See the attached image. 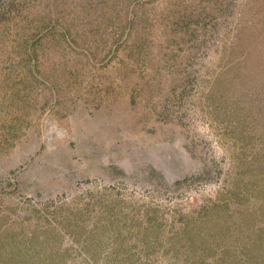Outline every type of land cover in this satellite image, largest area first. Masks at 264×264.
I'll return each instance as SVG.
<instances>
[{
    "label": "rangeland",
    "instance_id": "1",
    "mask_svg": "<svg viewBox=\"0 0 264 264\" xmlns=\"http://www.w3.org/2000/svg\"><path fill=\"white\" fill-rule=\"evenodd\" d=\"M257 246L264 0H0V264Z\"/></svg>",
    "mask_w": 264,
    "mask_h": 264
},
{
    "label": "trees",
    "instance_id": "2",
    "mask_svg": "<svg viewBox=\"0 0 264 264\" xmlns=\"http://www.w3.org/2000/svg\"><path fill=\"white\" fill-rule=\"evenodd\" d=\"M127 14H128V11H127ZM45 18H42L41 19V22L44 20ZM51 24H49V26H50ZM63 28H65V29H60V31H59V36H60V38H59V43L61 44L66 38H67V36H68V30H67V28H66V26H64ZM57 39H58V37H57ZM257 237H260V236H257ZM258 247V250H257V252H251L250 254H248V255H250V262L252 263V261H254L255 259L257 260V259H261L260 261H261V263H264V254H263V249L262 248H260V246H257ZM260 254V255H259ZM224 262V261H223Z\"/></svg>",
    "mask_w": 264,
    "mask_h": 264
}]
</instances>
